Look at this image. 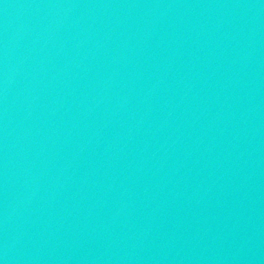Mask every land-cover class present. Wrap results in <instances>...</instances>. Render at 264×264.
Here are the masks:
<instances>
[{"label": "water", "instance_id": "obj_1", "mask_svg": "<svg viewBox=\"0 0 264 264\" xmlns=\"http://www.w3.org/2000/svg\"><path fill=\"white\" fill-rule=\"evenodd\" d=\"M0 264H264V0H0Z\"/></svg>", "mask_w": 264, "mask_h": 264}]
</instances>
